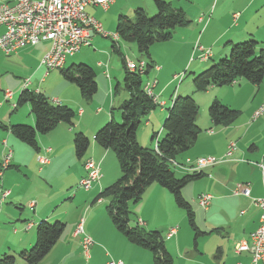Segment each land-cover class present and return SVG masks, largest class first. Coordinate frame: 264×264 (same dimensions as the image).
<instances>
[{"label": "crops", "instance_id": "1", "mask_svg": "<svg viewBox=\"0 0 264 264\" xmlns=\"http://www.w3.org/2000/svg\"><path fill=\"white\" fill-rule=\"evenodd\" d=\"M152 1L113 0L106 9L110 10V8H114L118 4L120 14L134 11L137 7H141L146 11H155ZM166 1L171 4L172 2H177L175 5H179L191 21L189 27L192 26V30L199 29V36L196 42L203 39L202 46H207L208 48L214 46L217 48V52L212 53V58L227 55L229 52L227 43L238 39H245L248 36L254 38L258 36L262 37L260 41L264 44V0H205L202 4H199L197 0ZM93 7L103 9L100 6L92 5L87 7L86 11L91 13ZM174 7L177 8V6ZM225 19H228L229 22L224 31L218 35L210 31V38L206 39L204 33L209 28L212 30L221 26V22L223 23ZM210 34L214 35L211 36ZM189 45L191 44L189 43ZM36 48H39V50H35ZM42 48H46L43 43L36 47L23 48L16 54L8 56L2 55L0 51V87H6L5 90H0V161L6 151L10 150L12 153L9 166L0 177V189H8L10 191L3 204H0V218H10V221H13L12 219H15V217L11 218L9 209L21 203L25 204L22 206L24 211H27V209L30 211V208L33 207L30 211L33 214L31 220L22 219L23 222L19 223L16 221L20 219L16 216L15 224L8 226V232L0 238V254L16 253L17 250L19 251L32 245L34 239H36L34 230L36 229V225L43 219L51 220L52 218L65 219V230L67 232H63L64 236L69 235L72 239L77 240L80 246L79 238L73 235L76 223L80 217L84 218V225L89 222L94 209L100 207L101 201H103L98 199L94 202L95 196L106 186V182H102L103 175L101 172L99 183H95L89 191L76 189V187L79 179L84 175V160L89 158L100 164V161L104 157L110 156V150L99 147L92 137L102 123L107 121L111 116L114 117L111 109L116 104L112 101L111 97L107 101L106 109L103 107V102L101 107L95 109L93 108L94 103L92 101L86 102L81 97L82 100L76 102L80 106L76 110L73 123L69 125L61 122L52 131L48 132V135H39L37 137L38 151H34L32 148L26 146L11 135L8 130L1 127V124L6 126L18 122L32 124L34 121L28 104L23 111L18 107L14 109V104L16 103L19 91L24 87V80L28 76L35 75L40 71V58L45 51L44 49L42 52ZM212 58L199 64V66L195 67V65H192V69L187 67V63L180 67H175L172 70V79L177 75V71L183 70L184 72L188 70L192 74L200 71L207 67ZM65 65L68 66L67 61ZM159 70L154 71L152 76L156 80ZM23 74L25 76L22 79ZM48 74L49 72L43 76L45 77ZM26 75L28 76L26 77ZM171 83L172 80L170 79L157 92L154 91L159 95V100L163 105H160V108L157 109L158 113L154 115L156 112L154 111L148 115L149 119L144 123L142 129L144 139L137 138L142 146L153 147L152 134L156 133L158 137H161L163 134L162 119L167 112L165 107L168 105L169 99H161L160 95L166 86ZM158 84L157 80L155 88H157ZM236 85L240 86L237 88ZM35 90L40 91L38 89ZM186 90L194 93L191 87H187ZM229 91L233 93L230 94ZM7 92L9 94L8 97H6ZM108 92V96L112 94L110 81ZM238 93L243 95L244 100ZM197 94H200L201 101L204 103L218 99L223 104L240 112L238 118L233 123L225 126H215L209 119L207 121L196 120L201 131L191 148L181 155V161L187 158L193 160L197 157L208 155L222 158L216 165L204 171L209 175V179H211V183L208 184L207 188L212 192V200L207 211L203 212V220L207 225L206 230L216 229L208 235L212 236L210 240L214 247H216L214 254L219 255L218 259L222 261L224 256V241H231V248L234 252L235 243L247 238L249 233L254 231L258 226L259 209L253 205L251 198L264 195V169L260 167V164L264 167V116L252 119L251 115L263 99L264 80L261 84L254 85L239 79L236 83L231 84V88L220 89L218 86H212L207 91ZM119 103H117V107L120 105ZM82 104H84V108ZM212 124L213 127H210ZM201 127L208 128L203 132ZM208 130H211L212 133L208 132ZM78 131L87 135L91 140L90 146L83 157L84 160L83 158H76L74 150L72 157L68 149L70 140L72 143L73 134ZM3 141L6 142L5 145H3ZM230 142L234 143V147L231 150V154L226 156L225 154L229 150ZM64 143H66V148H64ZM46 148H50V150L46 151ZM38 154L45 156L48 161L40 164L37 160ZM31 172L40 174L46 187L41 190L43 195L30 196L23 199L24 193L18 186L17 178L21 175L26 176ZM241 183L248 184L250 196L233 193L237 185ZM143 195L146 198L153 196L152 205L157 208L160 207L168 210L174 204L171 194L158 184L152 183L149 185ZM92 197V202L95 204L92 205L91 203V207L86 206L87 212L83 214L77 213L78 207L76 205L78 202L81 199L88 202ZM84 215L85 217H83ZM137 219L142 220L141 218H135L133 223H136ZM144 225H148L147 222H144ZM85 233L89 236L93 234L88 229H85ZM111 233L116 234L112 230L110 231ZM173 238H175L174 244H170L171 250L176 255L173 258V264H177L176 257L184 261L192 259L195 262H199L204 260L200 258V248L198 246L195 251L190 246V249H188L183 257L179 246V232L177 230L170 238L166 239L171 240ZM126 242L125 238L119 239V247L115 251L116 260H122L124 264H135V259H141L145 264H152L151 254L147 250ZM94 243L90 248H92ZM61 246L62 241L58 240L52 250L54 248H61ZM165 246L171 254V250H169L170 248L166 242ZM234 254V264H243L241 260L243 257L246 258V263L248 262V256L243 252L239 254L234 252ZM205 261L211 264L209 260ZM72 263L73 259H69L68 256L62 257L57 262V264ZM18 264L24 263L19 261Z\"/></svg>", "mask_w": 264, "mask_h": 264}, {"label": "rangeland", "instance_id": "2", "mask_svg": "<svg viewBox=\"0 0 264 264\" xmlns=\"http://www.w3.org/2000/svg\"><path fill=\"white\" fill-rule=\"evenodd\" d=\"M166 1V0H165ZM199 4H202L205 0H197ZM168 2V1H167ZM169 3V2H168ZM185 3V2H184ZM177 2H172L171 6L174 8V6L179 7V5H175ZM153 5V1H152ZM92 6V5H89ZM87 6V7H89ZM94 6H100V5H94ZM109 6V4L103 9H100L98 7H93L91 13H87L92 16L102 27V30L106 33L104 36L101 33H94L90 39H89V44L88 45H81L74 53L66 55L62 66L54 67V68H46L42 63L41 60L43 56L46 54V52L50 49L51 47V41L50 40H40L37 44L35 45H26L24 47L19 48L15 52H11L9 54L4 53L2 50V55L8 56V55H13L16 54L19 50L26 48V47H36L39 44H45L46 48H42V56L40 58V71L36 73L35 75L28 76L26 75V79L24 80V87L23 88H29L32 90L38 89L40 92L44 93L53 103H60V104H65L72 108L73 110L78 109V105L76 102L81 101V96L78 87L73 84L67 82L63 76L60 73V70L63 68H66L72 64H79V63H84L87 65H90L94 71H95V80L97 83V91L96 93L91 97L89 100H85L86 102L92 101L94 103L93 108L101 107L102 102L104 103L105 109H106V104L107 101L112 98V101L116 104V108L112 107L111 111L114 113L113 117L116 121H120V110L117 107V103L125 100L128 98L126 91L124 90L123 86V77H124V68L122 65V58L125 59V68L130 71V72H135L139 73L142 75L145 79L144 84H143V90L144 92L152 98L153 102L156 104V108L153 109L151 112H154V115L158 113V110L160 108V105H163L162 102L159 100V95H157L155 92H157L164 84L168 82V80H172V83L166 86V88L161 92V99H169L168 105L165 107L167 108L170 106L172 99H174L176 96H191L195 100V102L199 106V113L197 116L198 121H207L208 119L210 120L208 116V107L213 102L214 100L219 101L218 99H214L211 102L204 103L201 101V97L199 96L200 94L197 93H203L205 91H199L195 92L193 88V82H192V77L193 74L190 73L188 70L182 71H177V75H175L174 79L173 78V69L175 67H180L181 65H184L187 63V67L192 69V65L199 66V64H202L203 62H206L212 58V53L217 52V48L214 46H211L209 49L207 46H202L201 43H203V39L199 40L196 42L198 36H199V29H194L192 30V26H187V27H177L173 31H171V38L168 41H161V42H155L149 47V57L146 54H142L143 57L138 53L136 49V44L135 42L132 41H126L119 39L115 33V26H116V19L118 15L120 14L118 11V4L114 8L106 9ZM154 6V5H153ZM106 9V10H105ZM146 11V10H145ZM148 16H153L156 14V11H146ZM123 15H127L130 18L134 17V12L133 10L131 12L127 13H121ZM215 15V14H214ZM228 19H225L223 23L221 22V26H218L215 29L209 28L204 35L206 36V39H209V33L210 31H213L212 33L215 34H220L226 26L228 25ZM223 24V25H222ZM0 34L3 32L4 28L0 27ZM251 34V33H250ZM211 36L214 34H210ZM216 35V36H217ZM214 38V36H213ZM248 38H254V37H246L245 39H238L234 40V42H242L247 40ZM262 37H255L254 39L257 40L258 42H261ZM200 42V43H199ZM189 43L191 45H189ZM112 45L115 47L116 51L112 50ZM264 48V44L262 42L260 43V47ZM190 48V51H189ZM35 50H39V48H36ZM80 50V51H79ZM206 50L208 52L206 53ZM41 54V52H40ZM75 55V56H74ZM228 55V54H227ZM226 55V56H227ZM225 55L221 57H214L212 58L210 63L207 65L209 66L213 62H218L220 59L224 58ZM208 58V59H207ZM220 58V59H219ZM66 61L68 66H66ZM143 61L144 68L141 71H136V70H130L127 66L128 62H139ZM152 61L153 66L148 67V62ZM31 62V61H30ZM99 62V63H97ZM206 68V67H205ZM158 77L157 80L159 84L156 87L157 80L153 76L154 71H158ZM204 69V68H203ZM202 70V69H201ZM45 71V72H44ZM49 74L47 76H43L44 74ZM199 72V71H198ZM24 74L22 75V79L24 78ZM239 79L235 80L232 84L236 83ZM245 81L244 79H241ZM109 81L111 82V89H112V94H109L108 89H109ZM29 85V87H28ZM149 85L150 92L146 90V86ZM215 86V85H213ZM240 85H236L238 88ZM191 87L193 89L194 93L188 92L186 88ZM212 87V86H210ZM220 89H227L231 88V84L227 86H218ZM4 87H0V90H5ZM22 88V89H23ZM208 90V89H207ZM206 90V91H207ZM37 91V90H35ZM111 91V90H110ZM155 91V92H154ZM181 92V93H179ZM230 94H232V91H229ZM172 94V95H171ZM171 95V96H170ZM239 96L244 100L243 95L238 93ZM236 95V96H238ZM9 94L8 92L6 93V97H8ZM170 96V98H169ZM126 97V98H125ZM125 98V99H123ZM264 98V96H263ZM107 99V100H106ZM105 100V101H104ZM263 101V99H262ZM261 101V102H262ZM235 102V101H233ZM122 103V102H121ZM119 103V104H121ZM70 104V105H68ZM223 104V103H222ZM261 104V103H260ZM259 104V105H260ZM27 104H24L22 106H19L18 108L23 111L26 109ZM226 105V104H225ZM258 105V106H259ZM257 106V107H258ZM82 107L84 108V104H82ZM14 109H15V104H14ZM257 109V108H256ZM255 109V110H256ZM30 110V108H29ZM254 110V111H255ZM253 111V112H254ZM150 112V113H151ZM252 112V115H253ZM81 113V111H79ZM112 113V112H111ZM150 113L148 115H150ZM32 114V113H31ZM240 114V113H239ZM146 117V120H144L137 132V138L144 139V134L142 133L143 125L144 123L149 119V117ZM167 112L165 116L163 117L162 120L166 117ZM251 115V118H252ZM239 116V115H238ZM110 117V118H111ZM262 117V116H260ZM258 117V118H260ZM109 118V119H110ZM238 118V117H237ZM236 118V119H237ZM108 119V120H109ZM235 119V120H236ZM257 119V118H256ZM107 120V121H108ZM234 120V121H235ZM105 121L102 123L100 128L106 124ZM211 121V120H210ZM233 121V122H234ZM35 120L32 122V124H28L25 122H18V124H27L30 126L34 125ZM232 122V123H233ZM163 123V121H162ZM213 123V122H211ZM196 124L198 125V122L196 121ZM231 124V123H230ZM229 125V124H228ZM216 126V125H215ZM225 126V125H222ZM199 127V126H198ZM210 127H213L210 125ZM200 128V127H199ZM208 128V127H207ZM207 128L201 127L202 131H206ZM163 130V126H162ZM208 132L212 133L211 130H208ZM84 134V133H83ZM165 134V131L163 130V134L161 137H163ZM48 135L45 134V136ZM85 135V134H84ZM39 136V135H38ZM87 136V135H86ZM94 136V135H93ZM88 137V136H87ZM161 137H158L156 133L152 134V142H153V147L149 148H154L156 146V141L159 140ZM89 138V137H88ZM93 138V137H92ZM90 139V138H89ZM138 140V139H137ZM94 141V140H93ZM91 142V140H90ZM6 142L3 141V145H5ZM90 146V145H89ZM147 147V146H145ZM234 147V143L230 142L229 143V150L226 152V156L231 154V150ZM64 148H66V143H64ZM68 149L70 154L73 157V146L70 140V143L68 145ZM50 148H46V151H49ZM63 152V151H62ZM66 152V151H64ZM110 156L104 157L103 160L99 162L93 160V159H86L83 162L84 166V175L79 179L77 183L76 189H80L83 191H89L95 183H99L101 174L102 173V182H106V186L114 182L119 176H120V170L119 166L117 163V160L115 158V155L113 154L112 151L109 152ZM229 153V154H228ZM11 151L8 150L6 151L1 158L0 161V177L2 176L3 172L8 168L10 160H11ZM181 154H179L175 159L170 161V168L174 172L176 177H181L184 174H192V173H201L203 176L199 179L192 180L190 181L184 188L182 189V196L183 198L190 203V206L193 211V217L194 221L196 224V227L200 233L195 236L194 231L191 229L188 219L186 217L185 212L177 207L175 204H173L172 208H169L166 210L165 208H160V207H155L152 205V199L153 196H150L146 198L145 195H142V198L136 202V203H131L130 204V212H129V224L130 225H139L144 227L147 230H156L159 231L161 234V237L164 241V246L165 242L168 244L170 248V244H174V239L168 240L166 238H170L176 230L179 232V246L181 250V254L183 257L185 256L186 252L188 249H193L194 251L197 250L196 247L198 246L200 248V258L204 259L199 262H195L194 260L190 259L188 261L180 260L176 257V263L177 264H208L207 261L209 260V263L211 264H234L235 262V253H244L248 256V262L246 263V258L243 257L241 258L243 264H249L251 257L248 251H241L242 249L240 248L237 243L234 245V252L231 248V241L226 240L224 241V256L223 260L219 261V255H215L214 253L216 252V247H214L211 239V235H208L212 231L216 229H212L210 231H207V225L205 224L203 220V212L207 211L208 207L210 206L211 200H212V192L208 190V184L211 183L209 179V175H207L204 171L208 168H211L212 166L216 165L222 158H216L214 156L208 155V156H202V157H197L195 159H184L181 161ZM8 158L6 159V157ZM36 156V155H35ZM264 156V153H263ZM207 157H212L209 158L210 160L207 162H204L203 159ZM214 158V162L212 163ZM40 159H45L44 162L40 161ZM36 160V157H35ZM37 160L40 164H44L48 161L47 158L43 155H37ZM88 162H93L94 166L97 167V177L90 182L89 187H84L81 185V181L83 179H86L89 174V169L86 168V165ZM260 167L264 169L262 164H260ZM17 183L21 191L24 193L23 199L30 197V196H39L43 195L41 192L42 189H44L46 186L43 184V180L41 178L40 174L31 172L27 174L26 176L21 175L18 176L17 178ZM152 184V183H151ZM150 184V185H151ZM154 184H157L154 182ZM242 184V183H241ZM159 185V184H158ZM240 184L237 185V187L234 189L233 193L237 195H244V196H250L249 194H244L241 192V187L238 188ZM105 186V187H106ZM160 186V185H159ZM103 187V188H105ZM163 188V187H162ZM165 189V188H164ZM146 190V189H145ZM102 191V190H101ZM100 191V192H101ZM5 192H7L5 195H3ZM99 192V193H100ZM145 192V191H144ZM10 191L8 189H0V204H3L4 200L6 197L9 195ZM98 193V194H99ZM97 194V195H98ZM144 194V193H143ZM97 195L94 198V202L97 201L98 199L96 198ZM172 196V195H171ZM264 196V195H263ZM257 197V198H251V201L253 205H255L259 209V219H260V204L259 201L263 197ZM205 197H207L206 201H204ZM93 197L90 198L88 202L84 201L81 199L78 204L76 205L78 207L77 213L83 214L86 211V206L91 207L92 205L95 204L92 202ZM101 205L100 207H96L91 214V219L89 222L85 223L84 225V218H79L78 222L75 225V229L73 231V235L75 237H78L80 240V246L77 242V240L72 239L69 237V235L60 236L58 239L59 241H62V246L61 248H54L52 251L49 252V254L44 257L43 260H41L38 264H57L58 260L61 259L62 257L68 256V258L73 259L72 264H117L118 262H121L124 264L122 260H116V253L115 251L119 247V239H124V236L118 232L114 226L112 225L107 213H106V205H107V200L100 198ZM174 202V201H173ZM25 205L24 203L18 204L17 206H12L13 208L9 209L10 210V216L11 218L16 219L19 218V223H22L23 220H31L32 213L30 212L33 207L30 208V211L27 209V211H24L22 209V206ZM5 206V205H4ZM52 211V207L50 208ZM51 213V212H50ZM86 214V213H85ZM85 217V215L83 216ZM135 218H141L145 223L147 222L148 225H144V222L140 219H137L136 223L134 222ZM15 219H12L13 221H10V218H5L1 219L0 218V238L8 232L7 228L8 226H11L14 223ZM46 220V219H43ZM41 220V221H43ZM65 219H56L52 218L51 220H46L49 223H54L56 221H59L61 223L65 224L66 227V222L64 221ZM3 221V223H1ZM39 221V222H41ZM11 222V223H9ZM79 223V224H78ZM38 225V224H37ZM36 225V226H37ZM90 230L93 234H88L85 233V229ZM259 227V220H258V226L257 228L249 233L247 238H244V240H247L248 242L251 241L250 235L255 232ZM35 233H36V229ZM114 231L116 234L111 233L110 231ZM63 232H67L65 229ZM215 233V232H214ZM207 234V235H206ZM205 235V236H201ZM35 241V239H34ZM33 241V242H34ZM125 241V240H124ZM127 241V240H126ZM94 243V245L91 247V245ZM57 243V242H56ZM55 243V244H56ZM127 243V242H126ZM237 245V247H236ZM31 245L25 249H29ZM54 247V246H53ZM57 247V246H56ZM143 249V248H142ZM165 249L167 250L166 246ZM202 249V250H201ZM24 250V249H21ZM19 250V251H21ZM145 250V249H144ZM171 250V248L169 249ZM237 250V251H236ZM17 250L16 253H12L14 255H17L18 252ZM148 251V250H147ZM168 251V250H167ZM219 251V250H218ZM149 252V251H148ZM169 252V251H168ZM150 253V252H149ZM110 254V255H109ZM171 256L172 259L175 258V253L174 251L171 250ZM214 254V255H213ZM111 256V257H110ZM152 257V256H151ZM152 260V258H151ZM21 260H17L19 262ZM135 264H145L141 259H135ZM22 262V261H21ZM206 262V263H205ZM25 264V263H24ZM173 264V263H172ZM262 264V263H259Z\"/></svg>", "mask_w": 264, "mask_h": 264}, {"label": "trees", "instance_id": "3", "mask_svg": "<svg viewBox=\"0 0 264 264\" xmlns=\"http://www.w3.org/2000/svg\"><path fill=\"white\" fill-rule=\"evenodd\" d=\"M153 5L156 11L153 16H148L143 8L137 7L133 11V18L119 14L116 19L115 33L119 39L135 42L142 57V54L149 57V47L153 43L168 41L175 28L191 24L181 7L173 8L165 0H153ZM260 43L254 38L227 43V56L193 74L194 91L203 92L213 85L227 86L237 79H244L254 85L261 84L264 80V48L260 47ZM112 50L116 51L113 45ZM122 65L125 71L123 86L128 98L118 107L120 121L111 117L93 136L99 147L113 152L120 176L103 188L96 198L107 200L105 209L114 228L130 244L148 250L152 256V264H172V256L165 249L160 232L147 230L137 224L130 225L129 208L155 182L165 188L172 195L174 204L185 212L194 235L200 233L190 203L182 196V189L203 174H184L178 178L170 168V161L187 152L201 131L196 124L199 106L191 96H176L167 108V115L162 123L164 136L156 141L155 149L142 146L137 140L138 128L156 108V104L143 90L144 77L128 71L124 58ZM152 66L153 62H148V67ZM60 73L67 82L78 87L83 99L89 100L96 93V74L90 65L72 64L61 69ZM24 104L29 105L34 125L14 123L7 126L1 124V127L34 151L39 150L38 135L47 134L61 122L71 125L76 116L75 110L69 106L53 103L44 93L29 88L19 91L15 108ZM239 113L217 100L208 107V116L217 126L232 123ZM72 145L76 158L82 159L89 148L90 139L78 131L73 134ZM64 229L65 224L59 221L39 222L36 226V239L31 247L19 251L17 255L0 254V264H18V259L25 264H38L49 254Z\"/></svg>", "mask_w": 264, "mask_h": 264}, {"label": "built area", "instance_id": "4", "mask_svg": "<svg viewBox=\"0 0 264 264\" xmlns=\"http://www.w3.org/2000/svg\"><path fill=\"white\" fill-rule=\"evenodd\" d=\"M112 2L113 0H0V27L4 28L0 34V50L9 54L26 45H35L40 40H50L51 47L41 63L46 68H54L63 63L66 55L74 53L81 45H88L94 33L106 35L101 25L86 12V8L89 5L105 8ZM131 65L132 62L127 63L128 68ZM146 90L150 92L149 85ZM260 116H264V98L253 112L252 119ZM209 158L212 157L203 161L207 162ZM40 161L44 162L45 159ZM86 168L89 169V174L81 181V185L87 188L97 177V167L93 162H88ZM240 187L242 193H250L248 184H240L238 188ZM206 199L207 197L204 201ZM259 204L261 210L258 229L250 235V242L243 239L237 243L241 251L249 252V264L264 263V196Z\"/></svg>", "mask_w": 264, "mask_h": 264}, {"label": "bare ground", "instance_id": "5", "mask_svg": "<svg viewBox=\"0 0 264 264\" xmlns=\"http://www.w3.org/2000/svg\"><path fill=\"white\" fill-rule=\"evenodd\" d=\"M117 35V34H116ZM118 37V36H117ZM90 42H88L89 44ZM208 59V58H207ZM144 64L143 61H140V62H132V65L131 67L129 68L130 70H138V71H141L143 68H144ZM64 65V63H63ZM58 66H62V64H59V65H55V67H58ZM79 224V223H78Z\"/></svg>", "mask_w": 264, "mask_h": 264}]
</instances>
